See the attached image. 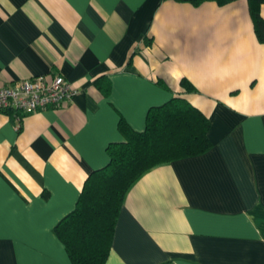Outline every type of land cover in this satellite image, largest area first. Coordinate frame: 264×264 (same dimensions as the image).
<instances>
[{
    "label": "crops",
    "instance_id": "0c3cea01",
    "mask_svg": "<svg viewBox=\"0 0 264 264\" xmlns=\"http://www.w3.org/2000/svg\"><path fill=\"white\" fill-rule=\"evenodd\" d=\"M200 1L0 0V85L60 73L79 90L0 112V264H71L54 227L124 140L119 118L142 131L175 93L211 145L137 178L105 264H264V37L246 0Z\"/></svg>",
    "mask_w": 264,
    "mask_h": 264
},
{
    "label": "trees",
    "instance_id": "16d2710c",
    "mask_svg": "<svg viewBox=\"0 0 264 264\" xmlns=\"http://www.w3.org/2000/svg\"><path fill=\"white\" fill-rule=\"evenodd\" d=\"M246 1L254 33L262 41L264 19L259 6L264 0ZM180 84L185 91L195 90L185 77ZM208 127V117L181 93L151 105L142 131L134 130L120 117L118 130L124 140L108 144L107 164L88 174L74 209L54 227L71 264H105L123 199L131 185L155 165L207 152L211 145Z\"/></svg>",
    "mask_w": 264,
    "mask_h": 264
},
{
    "label": "built area",
    "instance_id": "2783aa9c",
    "mask_svg": "<svg viewBox=\"0 0 264 264\" xmlns=\"http://www.w3.org/2000/svg\"><path fill=\"white\" fill-rule=\"evenodd\" d=\"M78 91L60 73L50 77L39 74L20 79L15 83L0 85V112L13 114L19 121V114L43 111L47 107L70 101Z\"/></svg>",
    "mask_w": 264,
    "mask_h": 264
}]
</instances>
